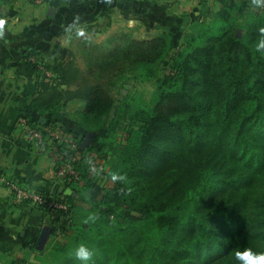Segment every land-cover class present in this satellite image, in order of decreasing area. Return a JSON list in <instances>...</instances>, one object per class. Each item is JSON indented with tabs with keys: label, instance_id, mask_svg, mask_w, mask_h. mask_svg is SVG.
<instances>
[{
	"label": "trees",
	"instance_id": "obj_1",
	"mask_svg": "<svg viewBox=\"0 0 264 264\" xmlns=\"http://www.w3.org/2000/svg\"><path fill=\"white\" fill-rule=\"evenodd\" d=\"M249 7L243 0L192 24L173 55L174 74L159 75L175 49L166 30L115 47L86 70L70 57L51 83L32 64L40 91L57 101L48 110L80 115L78 132L57 129L78 143L82 182L52 193L69 208L52 214L50 247L11 264H80L72 253L81 243L93 251L90 264H235L238 250L264 251V55L254 49L264 8L250 20L242 14ZM127 61L157 80L156 106L116 107L113 76L126 74ZM51 147L54 156L75 152ZM90 153L105 161L100 175L89 172Z\"/></svg>",
	"mask_w": 264,
	"mask_h": 264
},
{
	"label": "crops",
	"instance_id": "obj_2",
	"mask_svg": "<svg viewBox=\"0 0 264 264\" xmlns=\"http://www.w3.org/2000/svg\"><path fill=\"white\" fill-rule=\"evenodd\" d=\"M243 0H55L53 6L35 0H0V264L36 260L52 236V219L30 204H16L11 185L65 188L55 179V159L47 146L29 136L34 125L62 126L79 131L76 110L48 107L57 104L40 91L28 61L39 52L56 65L76 59L74 45L89 33L105 38L109 31H169L182 41L192 24ZM53 8V10H50ZM0 21V27L3 26ZM103 34V35H102ZM102 35V36H101ZM83 40V39H82ZM82 68V67H81ZM74 107V106H73ZM21 118L29 125L19 123ZM72 134V133H71Z\"/></svg>",
	"mask_w": 264,
	"mask_h": 264
},
{
	"label": "built area",
	"instance_id": "obj_3",
	"mask_svg": "<svg viewBox=\"0 0 264 264\" xmlns=\"http://www.w3.org/2000/svg\"><path fill=\"white\" fill-rule=\"evenodd\" d=\"M35 2L37 4L53 6L55 0H35ZM260 9L262 10L263 8ZM28 61L31 62V64H36L39 72L47 82L51 83L60 73V68L57 65L51 64L50 60L46 57L41 58L40 55H31L29 56ZM19 123L22 125H29L24 118H21ZM58 126L59 125H48L45 127V130L36 127L30 128L29 136L42 147L47 146L51 152L54 151L52 150L54 148L51 146L55 143L66 144L68 148L72 150L74 149L75 152L69 155H67L66 152H58V150H55L57 153L54 156V176L56 180L62 181L64 184L65 181L81 183L80 172L76 167V162L80 161L82 158L81 153L76 151L78 143L74 140L73 134L68 132L65 133L57 129ZM87 162L90 164L89 172L91 175H100L106 168L105 161L96 153H90ZM68 190H70L68 193L72 192L70 188H67V191ZM11 191L16 204H30L39 210L45 208L49 213H44L50 217L60 209L67 211L69 208V205L66 202H59L53 198L52 193L54 192L50 191L49 195H45L41 191H38V187H26L13 183L11 185ZM19 264L24 263L20 262Z\"/></svg>",
	"mask_w": 264,
	"mask_h": 264
},
{
	"label": "rangeland",
	"instance_id": "obj_4",
	"mask_svg": "<svg viewBox=\"0 0 264 264\" xmlns=\"http://www.w3.org/2000/svg\"><path fill=\"white\" fill-rule=\"evenodd\" d=\"M159 33V31L150 33L145 31L140 33L133 30L131 32H128L127 30H110L109 33L106 34L105 38H101L100 35H96L95 33H89L86 35L87 37L82 38L83 40H79L73 47V50L76 53V63L82 67V69L86 70L92 62L94 63L95 61L107 56L110 52H113L115 47H117L119 51L121 48L123 49L125 45L130 43L132 39L138 41L148 40L155 37ZM174 44L175 49H173L164 63H162L159 70L160 76H163L165 72L168 74H174L175 72L173 69V55L182 47L180 42L174 41ZM122 49L120 51H122ZM138 52L140 53L142 51L139 50ZM131 59L132 58L130 57L129 60ZM126 70L127 71H125L126 74L124 76H113V82H115V84L112 89L114 98L116 99V107L120 106L124 101L136 102L138 105L146 104L151 108L156 106L158 102L155 94L156 86L158 84L157 80L153 79L152 81H147V78H141L138 73L139 71L134 70V67L132 66L130 67L129 63ZM96 72H98V70H96ZM76 117L79 118L78 116Z\"/></svg>",
	"mask_w": 264,
	"mask_h": 264
},
{
	"label": "clouds",
	"instance_id": "obj_5",
	"mask_svg": "<svg viewBox=\"0 0 264 264\" xmlns=\"http://www.w3.org/2000/svg\"><path fill=\"white\" fill-rule=\"evenodd\" d=\"M264 8V0H250V7L246 10L249 19H253L252 13L254 9ZM3 26L0 27V34H2V29L6 23L4 20ZM254 49L257 53L264 55V28L260 29V35L257 38ZM120 177L113 175L112 179L116 180ZM74 259L79 261L80 264H90L93 259V251L90 250L85 244H79L72 253ZM235 264H264V251H254L252 248H245L243 250H238L234 253Z\"/></svg>",
	"mask_w": 264,
	"mask_h": 264
},
{
	"label": "water",
	"instance_id": "obj_6",
	"mask_svg": "<svg viewBox=\"0 0 264 264\" xmlns=\"http://www.w3.org/2000/svg\"><path fill=\"white\" fill-rule=\"evenodd\" d=\"M50 10H53V8H51ZM90 142H91V135L88 134L80 146L81 150H85L89 146ZM67 192H70V190H68Z\"/></svg>",
	"mask_w": 264,
	"mask_h": 264
}]
</instances>
